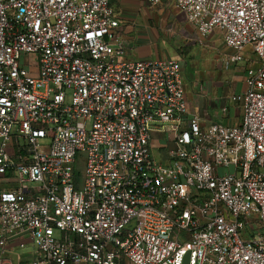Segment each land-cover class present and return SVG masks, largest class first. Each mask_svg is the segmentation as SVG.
<instances>
[{"label":"built area","instance_id":"obj_1","mask_svg":"<svg viewBox=\"0 0 264 264\" xmlns=\"http://www.w3.org/2000/svg\"><path fill=\"white\" fill-rule=\"evenodd\" d=\"M149 1L226 67L251 50L241 123L189 117L178 61L126 60L110 0H0V264H264V0Z\"/></svg>","mask_w":264,"mask_h":264},{"label":"crops","instance_id":"obj_2","mask_svg":"<svg viewBox=\"0 0 264 264\" xmlns=\"http://www.w3.org/2000/svg\"><path fill=\"white\" fill-rule=\"evenodd\" d=\"M110 2L118 20L117 32L127 50L125 59L128 61L157 59L159 54L153 51L152 44L159 40L160 30L152 24V14L147 6L168 5H155L149 0H110ZM173 8L183 18H187L184 12L175 6ZM194 36L199 37L198 33ZM200 44H203V47L197 50L192 49L191 45L185 50L182 47L177 48L178 56L171 58L181 64L189 117H198L205 127L213 122L237 126L238 116L241 117L238 115L240 106L232 103L230 98L244 92L247 70L257 62V59L250 49H246L243 60L226 67L225 57L235 54L236 51L228 47L223 39L218 43L204 42L201 39ZM185 78L189 84L185 83ZM224 107L228 109L226 113L223 111ZM167 135L157 132L151 139L152 156L162 163L169 162L170 149L164 146L153 148V142L164 139ZM155 148L158 158L153 153Z\"/></svg>","mask_w":264,"mask_h":264},{"label":"rangeland","instance_id":"obj_3","mask_svg":"<svg viewBox=\"0 0 264 264\" xmlns=\"http://www.w3.org/2000/svg\"><path fill=\"white\" fill-rule=\"evenodd\" d=\"M150 9V13L152 14L151 20L152 24H154L160 30L159 40L152 44V49L154 52H158L160 59H171L177 55V48H183V50L187 49L188 45H191V48L194 50L200 49L203 47V44H200L201 39L204 42L218 43L220 39H223V36L219 30H217L214 34L208 37H195V33H197L196 27L189 21L187 18H183L179 12L174 10L172 5L164 6V5H156V6H147ZM189 34V35H188ZM142 35V34H141ZM200 39V40H199ZM189 49V48H188ZM156 54V53H155ZM187 73L189 74L188 70ZM185 83L188 81L185 78ZM189 84V83H188ZM246 90V86H245ZM244 90V91H245ZM238 115L242 117V108L238 109ZM241 117L238 116V125L241 123ZM173 141V136L170 134L167 135L164 139H157L153 142L154 147H167L168 149H175L176 145ZM157 148L153 149V153L156 158ZM79 170L84 171L83 166H78ZM225 172V169H221V173ZM3 180H9V177L0 176V182ZM17 185V181L12 179L9 182V186ZM264 231V229H262ZM31 248V247H29ZM32 249V248H31ZM30 250V249H29ZM28 251L17 249L14 251V255H23ZM14 256V257H15ZM16 258V257H15Z\"/></svg>","mask_w":264,"mask_h":264},{"label":"water","instance_id":"obj_4","mask_svg":"<svg viewBox=\"0 0 264 264\" xmlns=\"http://www.w3.org/2000/svg\"><path fill=\"white\" fill-rule=\"evenodd\" d=\"M188 259H189V254L185 258L186 262H188Z\"/></svg>","mask_w":264,"mask_h":264}]
</instances>
